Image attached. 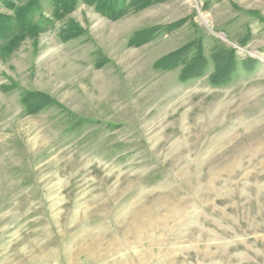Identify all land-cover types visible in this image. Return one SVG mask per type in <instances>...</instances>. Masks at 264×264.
Masks as SVG:
<instances>
[{
  "label": "rangeland",
  "instance_id": "obj_1",
  "mask_svg": "<svg viewBox=\"0 0 264 264\" xmlns=\"http://www.w3.org/2000/svg\"><path fill=\"white\" fill-rule=\"evenodd\" d=\"M120 5L0 57V264H264V0Z\"/></svg>",
  "mask_w": 264,
  "mask_h": 264
},
{
  "label": "trees",
  "instance_id": "obj_2",
  "mask_svg": "<svg viewBox=\"0 0 264 264\" xmlns=\"http://www.w3.org/2000/svg\"><path fill=\"white\" fill-rule=\"evenodd\" d=\"M15 1L0 0L5 9L13 12V14L0 12V57L17 50L20 44L27 40L36 41L41 34L53 30L58 22H64L66 18L68 20L61 29L63 41L84 35L83 29L69 18L80 1L95 7L99 14L111 21L122 19L128 10L121 8L120 2L123 0H28L23 4H17ZM134 3L132 7L136 6ZM47 8L50 9L49 12ZM148 37L145 32L139 33L132 37L129 45L139 47L147 43L144 40L147 41ZM167 67L168 58L156 62L158 69ZM33 94H28L30 99L33 98Z\"/></svg>",
  "mask_w": 264,
  "mask_h": 264
},
{
  "label": "bare ground",
  "instance_id": "obj_3",
  "mask_svg": "<svg viewBox=\"0 0 264 264\" xmlns=\"http://www.w3.org/2000/svg\"><path fill=\"white\" fill-rule=\"evenodd\" d=\"M247 204V203H246Z\"/></svg>",
  "mask_w": 264,
  "mask_h": 264
}]
</instances>
